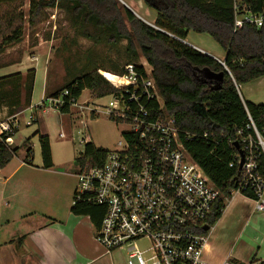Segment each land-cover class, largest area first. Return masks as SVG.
Instances as JSON below:
<instances>
[{"label": "trees", "instance_id": "16d2710c", "mask_svg": "<svg viewBox=\"0 0 264 264\" xmlns=\"http://www.w3.org/2000/svg\"><path fill=\"white\" fill-rule=\"evenodd\" d=\"M16 1L0 0V6ZM56 1L60 6H66L70 15L78 21L81 37L107 45L127 41V53L132 59L128 65H134L145 74L144 67L134 63L139 56L136 49L140 50L152 68L151 76L166 114L177 122L185 149L221 192L208 220V225L213 228L222 217L238 173L237 166H231L234 149L228 140L235 131L246 130L249 124L246 108L259 127L263 123L264 105L243 102L235 83L242 85L264 78V24L261 27L245 24L236 29L235 19L236 8L240 14L245 10L256 15L263 14L264 0H143L146 6L157 12L152 25L118 0H51L31 2L32 19L42 7H54ZM14 21L11 18L9 22H4L2 25L5 28L0 25V38H3L0 49L3 45L19 42L23 37V26L21 23L15 25ZM192 31L210 35L222 47L225 66L185 43ZM8 32L11 34L5 36ZM95 63L96 60H92L91 64L79 70L69 69L70 79L57 90L47 89L46 97L37 110L43 111L49 99L62 98L63 105L58 111L70 114L72 106L86 90L97 99L118 93L119 90L98 73V68H91ZM204 69L224 73L221 89L216 90L214 85L204 82L205 75L201 72ZM117 71L124 74V68H117ZM21 81L20 74L0 78V101L5 99L13 112L21 106L14 99L20 96L16 87ZM10 85L13 86L11 90L7 89ZM24 85L25 102L30 106L34 79L24 82ZM65 92H68L67 96ZM205 133L209 134L208 139L203 138ZM38 135L42 168L51 170L54 163L50 137L40 132H36L34 137ZM9 137L12 138L13 134ZM7 138L8 135H1L0 170L8 166L19 152V148L7 143ZM23 149L25 162L31 164L34 159L31 138L25 140ZM107 153L108 150L86 141L78 161L81 164L88 161L95 163L97 159L102 163ZM71 212L76 216L90 217L96 230L104 215L102 208L85 203L73 205ZM24 239L20 238L18 247H22ZM259 264H264V261Z\"/></svg>", "mask_w": 264, "mask_h": 264}, {"label": "built area", "instance_id": "2783aa9c", "mask_svg": "<svg viewBox=\"0 0 264 264\" xmlns=\"http://www.w3.org/2000/svg\"><path fill=\"white\" fill-rule=\"evenodd\" d=\"M245 24L263 26L264 13L240 14L236 8L235 28ZM144 70L145 74L127 65L115 84L119 92L110 95L112 101L105 108L109 118L122 126V140L102 163L97 159L80 163L73 205L103 209L96 241L108 253L128 248V264H210L204 259L205 227L221 192L185 149L175 118L165 112L152 71ZM235 86L239 92L240 85ZM48 103L59 110L63 99ZM246 111V130L235 131L228 140L234 149L231 166H237L238 173L226 203L242 196L264 214V116L259 127ZM15 129L0 124L9 145ZM60 137L67 138L64 133ZM141 241L148 243L143 251L136 245Z\"/></svg>", "mask_w": 264, "mask_h": 264}, {"label": "rangeland", "instance_id": "374dc122", "mask_svg": "<svg viewBox=\"0 0 264 264\" xmlns=\"http://www.w3.org/2000/svg\"><path fill=\"white\" fill-rule=\"evenodd\" d=\"M39 1L51 0H17L13 4L0 6L1 27L5 28L6 26L2 24L9 22L11 18L15 19V25L21 23L23 26L22 39L14 44L3 45L0 49V78L14 75L16 71L21 70L24 75L23 83L32 78L35 81L32 108L29 109V104L21 101L24 108L15 110L18 116L12 120L11 124L16 126L19 133H13L16 134L15 143L11 145L16 144L19 148L14 161L17 162L18 157H22L24 153L25 140L34 139L33 135L38 131L47 133L50 137L53 169L50 173L35 170L37 167L42 168L40 145L36 141L34 160L31 164H26L29 166L27 168L32 169L25 178L30 186L29 196L35 199L30 206L37 212L34 217L45 220L44 216L61 217L68 208L73 206L78 185L77 176L81 172L78 159L83 155L84 142L90 141L97 148L111 151L122 140V126L109 118L105 108L112 101L111 96L97 99L89 90H86L78 101V105L71 108L70 114H60L50 103L43 108V111L37 110L45 99V91L47 89L54 91L62 87L70 79L69 69L79 70L88 63L91 64L92 60H96V63L91 68H98V73L115 86L122 75L117 68H125L132 59L131 54L127 53L125 40L117 45H107L97 44L93 40L81 37L78 21L70 15L66 6L59 5V1H56L54 7H42L39 14L32 19L31 2ZM118 2L121 5L126 4L136 15L143 16L149 23H155L157 12L146 6L143 0H118ZM10 34L8 32L5 36ZM2 42L3 38H0V46ZM185 43L203 50L204 54L218 61L225 54L222 47L207 34L192 31ZM136 51L139 56L134 63L141 64L148 72L152 71L140 50L136 49ZM8 88L11 90L13 86L10 85ZM239 96L248 104L264 105V78L240 85ZM14 99L17 100V97ZM6 105L9 107L7 103ZM93 111L96 112L93 113ZM5 124L10 123L5 122ZM61 133H64L67 138L62 139ZM22 175L23 173L20 174ZM21 191V188L16 185L14 190L11 189L4 197L2 204L7 202L10 204L8 210L13 208L11 202L15 203L14 199L21 200L25 197ZM231 204L232 202L228 203L227 207ZM226 225L222 223L217 226L211 240L219 243L224 251H229L240 246V241L234 240V237L231 238ZM212 230L205 235L209 236ZM96 233L95 229V235ZM136 245L142 251L148 248L146 241L138 242ZM128 260V248H123L109 252L108 256L98 264H128Z\"/></svg>", "mask_w": 264, "mask_h": 264}, {"label": "crops", "instance_id": "0c3cea01", "mask_svg": "<svg viewBox=\"0 0 264 264\" xmlns=\"http://www.w3.org/2000/svg\"><path fill=\"white\" fill-rule=\"evenodd\" d=\"M138 16L146 23L153 24L149 23L143 16ZM201 51L204 53L203 50ZM224 57L225 54L222 59H219V62H222ZM16 72L22 78L24 77L21 70ZM34 89L33 86L32 98ZM16 91L20 95L17 101L20 104L21 101L25 102L26 88L22 81L16 87ZM32 98L29 109L32 108ZM20 108L24 107L21 105L18 109ZM13 111L12 107H7L5 99L0 101V124L9 122V125L16 128L11 123L13 119L17 118L18 112ZM16 132L19 133V130L16 129ZM38 132L48 136L47 133ZM1 135L0 131V142ZM14 136L16 134H13V143H15ZM36 141L39 142V135L35 136L34 139L31 138L33 158L36 151ZM14 145L16 147V144ZM15 157L8 166L0 170V175H2L0 182V264H98L104 260L108 253L97 243L95 228L90 217L74 215L71 212L72 207L68 208L61 217L44 216L45 220H38L34 217L37 212L33 211L30 206L35 202V199L29 196L30 186L25 181L32 168H27L29 164L24 160L26 157L25 150L22 157H18L17 162H14ZM42 169L37 167L35 170L51 172V170ZM21 173H23L22 176H20ZM16 185L21 188L25 197L21 200L14 199L16 202H11L13 208L8 210L10 204L5 201L6 203L3 205L2 202L8 192L11 189L14 190ZM235 198L237 199L234 201ZM40 201H42L41 198ZM231 202L232 204L227 207L228 203ZM222 223L227 224L228 232H232L229 235L231 238L234 237V240L240 241V246L224 251L219 243L211 240L216 227ZM211 229H213L212 233L209 236L206 235L204 247V259L210 264H222L227 260H231L234 264H259L264 261V249H262L264 248V214L257 212L254 204L248 199L235 196L229 200L222 217ZM23 237L25 238L24 243L20 248L17 243Z\"/></svg>", "mask_w": 264, "mask_h": 264}, {"label": "water", "instance_id": "95a60500", "mask_svg": "<svg viewBox=\"0 0 264 264\" xmlns=\"http://www.w3.org/2000/svg\"><path fill=\"white\" fill-rule=\"evenodd\" d=\"M124 6L129 8L126 4H124ZM201 72L205 75V77H207L212 82L211 84L214 85L216 90L221 89L223 81H224V73L223 72L217 74V73L212 72L210 69H204ZM206 83H208V82H206ZM235 147L237 149H239L238 144H235ZM209 230H210V226H206L205 231L208 232Z\"/></svg>", "mask_w": 264, "mask_h": 264}, {"label": "flooded vegetation", "instance_id": "af4514ba", "mask_svg": "<svg viewBox=\"0 0 264 264\" xmlns=\"http://www.w3.org/2000/svg\"><path fill=\"white\" fill-rule=\"evenodd\" d=\"M206 80L204 81L205 83L208 82L207 84H211L212 82L207 78V77H204Z\"/></svg>", "mask_w": 264, "mask_h": 264}]
</instances>
